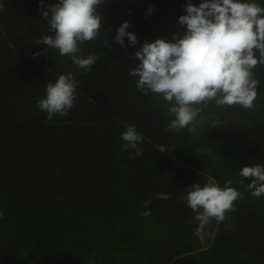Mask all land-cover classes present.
<instances>
[{
    "label": "trees",
    "instance_id": "obj_1",
    "mask_svg": "<svg viewBox=\"0 0 264 264\" xmlns=\"http://www.w3.org/2000/svg\"><path fill=\"white\" fill-rule=\"evenodd\" d=\"M58 2L43 0L41 9V0H0V264H264V197L246 191L251 179L238 183L240 168L264 165V65L253 69L252 110L210 103L195 133L177 134L166 127L167 103L138 92L128 72L145 40L184 35L178 20L188 0H105L100 35L81 46L100 59L83 75L69 57L35 43L52 34L42 11ZM125 21L135 46L115 41ZM69 72L79 81L74 107L48 123L36 100ZM127 125L144 136L141 156L122 149ZM157 179L172 189L232 180L244 198L223 221L211 219L206 246L198 222L192 234L185 227L179 238L162 239L159 218L171 204L158 198Z\"/></svg>",
    "mask_w": 264,
    "mask_h": 264
},
{
    "label": "clouds",
    "instance_id": "obj_2",
    "mask_svg": "<svg viewBox=\"0 0 264 264\" xmlns=\"http://www.w3.org/2000/svg\"><path fill=\"white\" fill-rule=\"evenodd\" d=\"M103 3L105 0H59L48 5L42 15L52 34L42 35L35 43L55 50L59 56L69 57L73 65L82 70L81 75L90 72L100 57L95 53L85 57L81 46L100 35L99 6ZM43 7L41 0V9ZM184 10L187 14L178 20L179 26H186L184 35L174 33L172 41L145 40L132 58L135 68L128 72L135 79L138 92L154 95L167 103V115L171 119L166 127L177 134L184 129L195 133L205 122L201 113L210 103L216 108L240 105L252 110L259 83L253 69L257 64L264 65V6L256 0H203L199 6L188 0ZM152 11L149 8L147 15ZM129 27L130 23L125 21L116 30V43L126 47L125 37L133 46L139 43L136 34L128 31ZM104 47H109L107 39ZM78 85L79 81L71 72L46 84L44 96L36 100L37 107L46 113V122L52 123L54 117L68 115L77 99ZM219 123L218 119L212 120L210 128ZM120 139L124 141V151L133 150L135 156L142 155L138 145L144 136L135 125H127ZM159 151L166 149L161 146ZM238 176L241 185H245V179H251V183L246 184L251 196L264 197V165L244 166ZM232 184V180L223 187L212 180L203 186L195 183L187 188L186 196H180L182 202L197 212L194 217L199 225L197 232L212 223V218L221 222L226 212L235 211L234 202L242 200L244 195ZM158 198L168 200L170 195L159 192ZM150 203V199L146 200L142 207L147 209ZM140 214L149 217L151 210ZM0 218H3L2 212Z\"/></svg>",
    "mask_w": 264,
    "mask_h": 264
},
{
    "label": "flooded vegetation",
    "instance_id": "obj_3",
    "mask_svg": "<svg viewBox=\"0 0 264 264\" xmlns=\"http://www.w3.org/2000/svg\"><path fill=\"white\" fill-rule=\"evenodd\" d=\"M173 190H179L180 191V194H179L180 196H181L183 191L187 192L186 181H184V184L179 185L177 188H175ZM172 213H174V210L172 208H170L168 211L162 212L163 216H161L159 218V223H165L166 222L164 231L161 233L162 234L161 238L163 239L165 237V235H167V237L179 238L180 233H186V231L184 230L185 227H189V232L188 233L192 234L190 232L191 228H192V225L197 222L194 219V217H190L192 213L187 215V217H186L187 220L185 218H183V217H181L178 220L176 217H174L172 215ZM158 215H160V214H158ZM210 225H213V223H210ZM168 227H170V228H168ZM171 229H174V230H171Z\"/></svg>",
    "mask_w": 264,
    "mask_h": 264
},
{
    "label": "water",
    "instance_id": "obj_4",
    "mask_svg": "<svg viewBox=\"0 0 264 264\" xmlns=\"http://www.w3.org/2000/svg\"><path fill=\"white\" fill-rule=\"evenodd\" d=\"M156 184L160 192L167 193L170 195V198L168 199V201L171 204V208L174 210V213H172V215H174L178 220L181 217L187 220L186 217L190 213H192L190 217H195L197 215V212L193 211L190 207L187 206L185 202L181 201L179 190L171 189L169 186L162 183L160 179L156 180ZM181 195L186 196L187 192L183 191Z\"/></svg>",
    "mask_w": 264,
    "mask_h": 264
},
{
    "label": "rangeland",
    "instance_id": "obj_5",
    "mask_svg": "<svg viewBox=\"0 0 264 264\" xmlns=\"http://www.w3.org/2000/svg\"><path fill=\"white\" fill-rule=\"evenodd\" d=\"M215 229H216V226L210 225V222H209L206 225H204L202 231L197 232V229L195 230V232L200 236V239L202 240L201 243L203 246H206L207 241L212 238Z\"/></svg>",
    "mask_w": 264,
    "mask_h": 264
}]
</instances>
